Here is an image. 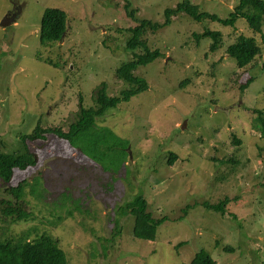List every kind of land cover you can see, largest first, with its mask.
<instances>
[{
    "label": "rangeland",
    "instance_id": "rangeland-1",
    "mask_svg": "<svg viewBox=\"0 0 264 264\" xmlns=\"http://www.w3.org/2000/svg\"><path fill=\"white\" fill-rule=\"evenodd\" d=\"M13 1L16 16L2 25ZM181 1L0 0V151L27 149L38 157L35 166L0 179V241L54 244L69 264H191L201 249L217 264H264V135L255 119L259 111L264 116V21L258 31L243 18L228 25L181 12L142 34L160 51L134 70L148 88L96 117L131 141L132 156L118 174L102 171L53 133L20 136L38 119L66 129L79 97L88 106L100 88L108 95L129 88L115 74L135 58L129 27L163 23L164 10ZM188 1L226 17L239 0ZM48 7L65 11L66 30L44 44L39 27ZM205 28L219 30L217 39L197 38ZM240 34L261 49L243 68L227 52ZM137 194L153 217H165L154 239L136 236L134 215L120 209ZM18 196L29 216L5 217ZM224 197L226 214L202 206Z\"/></svg>",
    "mask_w": 264,
    "mask_h": 264
},
{
    "label": "trees",
    "instance_id": "trees-1",
    "mask_svg": "<svg viewBox=\"0 0 264 264\" xmlns=\"http://www.w3.org/2000/svg\"><path fill=\"white\" fill-rule=\"evenodd\" d=\"M181 12L197 20L210 18L228 25H233L239 18H243L251 28L260 31L264 21V0H239L226 17H220L216 13L201 11L199 7L190 4L188 0H182L177 3L175 8H166L164 10L165 18L163 23H151L148 20H141L139 24L129 27L131 34L127 40V47L132 50L135 58L122 62L115 69L117 78L128 83L129 88L122 89L119 95H108L104 88H100L95 93L93 104L88 106H83L79 97L75 118L70 121L66 129H63L60 125L43 126L40 119H38L30 132L20 133L22 140L45 139L47 134L53 133L67 140L72 149L82 153L87 159L100 167L102 171L118 174L119 170L124 168L128 158H130L128 157L130 153H128L126 148L131 141L117 134L108 125L98 123L96 117L104 114L108 108L116 106L118 102L129 100L131 96L148 88L146 79L136 76L134 70L159 57L160 51L158 47L151 49L142 34L147 29L155 31L163 25H168L172 20L171 17ZM65 30V11L57 7L46 8L43 11L39 27L41 43H50L60 39ZM219 33L220 31L217 29L205 28L201 33H196V37L210 35L215 40ZM215 46L216 42L210 44L211 49H214ZM137 47H140L142 51L136 52ZM227 52L236 60L237 67L243 68L261 53V49L252 36L240 34L233 42L229 43ZM255 119L257 125L261 127V134L264 135L263 114L259 111ZM238 141L239 139H236V142ZM175 157L176 154L171 152L168 162L171 164ZM228 160L231 161L232 159ZM37 161L36 153H31L27 149L22 153L0 151V179L7 182L12 178L14 169L25 170L28 167L35 166ZM218 161L221 163L227 162L225 159ZM229 202L230 199L224 197L216 203L204 201L202 206L206 209L226 214V206ZM190 205H186L183 211L187 210ZM24 207L25 202L19 198L15 205L7 206L3 214L5 217L24 219L27 215L29 216ZM80 207V204L76 205L77 209H80ZM147 208V200L142 194H137V196H134L120 207L123 213L134 215V233L136 236L142 237V239H154L157 227L165 221V217H153ZM116 233L112 234V239H114ZM99 239L107 241L108 237L102 236ZM227 249L232 250V247H227ZM190 263L217 264L216 260L204 249L195 252ZM0 264H69V262L66 253L54 244L25 242L21 246H13L7 242L0 241Z\"/></svg>",
    "mask_w": 264,
    "mask_h": 264
},
{
    "label": "water",
    "instance_id": "water-1",
    "mask_svg": "<svg viewBox=\"0 0 264 264\" xmlns=\"http://www.w3.org/2000/svg\"><path fill=\"white\" fill-rule=\"evenodd\" d=\"M15 16H16L15 13H13V15H12V14H11V15H7V14H6V15L4 16L2 22H1L2 25H5V24H7V23H10L11 20H13ZM63 35H64V33H62L61 36H63ZM130 156H132L131 153H130Z\"/></svg>",
    "mask_w": 264,
    "mask_h": 264
},
{
    "label": "flooded vegetation",
    "instance_id": "flooded-vegetation-1",
    "mask_svg": "<svg viewBox=\"0 0 264 264\" xmlns=\"http://www.w3.org/2000/svg\"><path fill=\"white\" fill-rule=\"evenodd\" d=\"M13 4H14V10L11 11V12H9V13H7V14H9V15H11V14L17 12V6L19 5V3H18L17 1H13ZM61 37H62V36H61Z\"/></svg>",
    "mask_w": 264,
    "mask_h": 264
}]
</instances>
